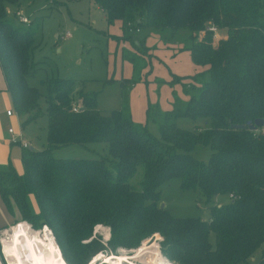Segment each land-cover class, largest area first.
<instances>
[{"label": "trees", "instance_id": "1", "mask_svg": "<svg viewBox=\"0 0 264 264\" xmlns=\"http://www.w3.org/2000/svg\"><path fill=\"white\" fill-rule=\"evenodd\" d=\"M22 1L0 0V67L25 126L39 116L41 95L27 82L35 65L34 34L7 18L8 5L19 9ZM93 2L108 24L122 23L127 38L142 28L183 34L182 49L199 69L183 85L189 99L175 97L168 111L148 104L145 122L137 123L125 84L120 108L102 111L96 92L77 87L72 78L49 79L46 146L22 147L20 172L0 165L6 211H17L35 228L47 226L68 264H86L106 249L92 238L97 225L109 229L111 251L138 248L159 234L163 255L175 264L246 262L264 244V123L254 130L231 125L264 121V0ZM210 26L226 35L214 42ZM179 117L201 118L207 126L185 130L176 124ZM95 142L105 143L108 156H53L56 148ZM198 144L211 149L208 161L192 155ZM139 167L136 188L130 181ZM172 178L207 202L220 194L230 200L210 205L206 220L173 217L158 203L161 186ZM255 264H264V249Z\"/></svg>", "mask_w": 264, "mask_h": 264}, {"label": "rangeland", "instance_id": "2", "mask_svg": "<svg viewBox=\"0 0 264 264\" xmlns=\"http://www.w3.org/2000/svg\"><path fill=\"white\" fill-rule=\"evenodd\" d=\"M19 9L23 12V16L29 19L28 24L21 23L17 17L13 16V12L17 10L14 5H8L7 18L14 26L24 30L29 29L34 34L35 47L32 60L35 65L27 82L41 95L40 114L37 119L22 126L23 119L18 116L13 107H10L16 117L11 125L23 133L24 139L30 142L34 149H42L46 146L45 96L47 81L51 78H72L77 84L80 83L77 87H82L86 92H96L97 108L102 111L120 108L121 86L125 84L129 104H132L136 116H141L143 120L146 119L145 111L148 104H157L162 111H168L172 108L175 97L184 102L188 101L189 94L184 92L183 85L191 82L189 77L199 70L192 63L189 51L182 49L184 43L181 32L173 36L168 31L160 32L142 28L141 32H134L132 38H127L122 23L116 20L108 24L103 11L93 0H23ZM67 32L70 33L68 38L64 36ZM225 35L224 30L218 29L213 35V41ZM126 54L133 58L135 65L130 62ZM176 124L185 130H196L207 126L203 119L190 117H179ZM150 126L154 127V125ZM16 147L20 153L19 143ZM211 152L208 146L202 144L196 145L191 151L196 159L203 162L208 161ZM53 156L96 159L106 157L108 154L105 143L95 142L88 143L84 147L80 145L59 147L53 150ZM16 157L19 160V166H13L19 167L18 170L22 171L20 154ZM141 174L142 168L139 167L130 181L136 188L139 187ZM229 200L227 194H220L207 202L198 191L182 190L179 179L172 178L161 186L158 203L173 217L206 220L209 217L210 205L223 204ZM3 211L2 206L1 215ZM4 215L7 221L0 225V251L2 250L1 240L9 239L11 228L21 223L27 224L31 230L38 232L47 228L59 249L54 235L47 226L35 228L22 220L17 211L13 215L8 212ZM3 232L8 234L4 235ZM109 237L107 227L97 225L94 228L92 238L102 243L106 249L91 256L86 264H110L108 259L111 257H123L125 259L123 264H157L159 257L175 264L163 255V238L159 234L143 241L138 248H119L112 251L106 247ZM263 249L264 244L250 259L239 264H255ZM1 255L3 263L8 264L4 253ZM62 258L64 263L68 264L63 256Z\"/></svg>", "mask_w": 264, "mask_h": 264}, {"label": "bare ground", "instance_id": "3", "mask_svg": "<svg viewBox=\"0 0 264 264\" xmlns=\"http://www.w3.org/2000/svg\"><path fill=\"white\" fill-rule=\"evenodd\" d=\"M9 232V239L1 240V251L8 264H65L47 228L38 232L31 230L27 224L21 223L11 228ZM3 234L6 235L8 232ZM124 260L123 257L108 259L110 264H123ZM157 264L171 263L159 257Z\"/></svg>", "mask_w": 264, "mask_h": 264}, {"label": "crops", "instance_id": "4", "mask_svg": "<svg viewBox=\"0 0 264 264\" xmlns=\"http://www.w3.org/2000/svg\"><path fill=\"white\" fill-rule=\"evenodd\" d=\"M199 70V69H198ZM10 107L12 108V102L10 99V95L6 89V81L4 78V75L2 73L1 67H0V165L6 166L8 164L12 165H18L19 166V160L16 157V155L20 154V161H21V151L22 147L20 150V153L17 151L16 144L18 143H10L9 139L11 138V135L8 133V128L13 127L11 124L15 122L16 117H8L6 115L7 110H11ZM130 107V112H131V117L134 122L137 123H144L143 118L141 116H136V113L133 112V106L132 104H129ZM147 108V107H146ZM146 118V116H145ZM14 131L16 133H21L22 134V139L28 143L29 146H31L30 142H28L25 137L23 136V133L19 130H16L13 127ZM20 145V144H19ZM21 146V145H20ZM15 167V166H14ZM17 167V166H16ZM15 167V168H16ZM19 167L16 168L17 171ZM2 206H3V215L2 213ZM6 211L1 199H0V225H3L7 221V217L4 215Z\"/></svg>", "mask_w": 264, "mask_h": 264}, {"label": "built area", "instance_id": "5", "mask_svg": "<svg viewBox=\"0 0 264 264\" xmlns=\"http://www.w3.org/2000/svg\"><path fill=\"white\" fill-rule=\"evenodd\" d=\"M15 17H17L19 19V21L21 23H24V24H28L29 23V19L25 16H23V12L20 10V9H17L15 11V14H14ZM209 30L215 35L218 31L217 27L215 26H210L209 27ZM138 31V30H137ZM136 31V32H137ZM65 37H70V33L67 32L65 35ZM73 111H78L80 109V104L79 102L74 104L73 107H72ZM6 115L8 117H15V112L12 111V110H7L6 111ZM8 133L11 135V138L9 139V142L10 143H19L21 145V147L23 148H27L29 147L28 143L26 141H24L22 139V134L21 133H16L13 129V127H9L8 129ZM49 231V230H48ZM50 232V231H49Z\"/></svg>", "mask_w": 264, "mask_h": 264}, {"label": "water", "instance_id": "6", "mask_svg": "<svg viewBox=\"0 0 264 264\" xmlns=\"http://www.w3.org/2000/svg\"><path fill=\"white\" fill-rule=\"evenodd\" d=\"M264 121L262 119L255 120L253 124H250L248 127L246 124H232L231 128L234 129H246L249 128L250 130H254L257 127H261L263 125ZM2 251H0V264H4L2 260Z\"/></svg>", "mask_w": 264, "mask_h": 264}]
</instances>
